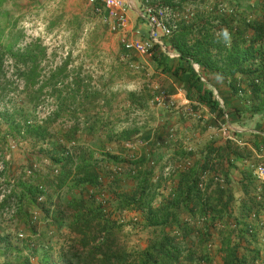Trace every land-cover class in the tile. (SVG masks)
<instances>
[{
  "label": "rangeland",
  "instance_id": "374dc122",
  "mask_svg": "<svg viewBox=\"0 0 264 264\" xmlns=\"http://www.w3.org/2000/svg\"><path fill=\"white\" fill-rule=\"evenodd\" d=\"M217 1L174 0L172 6L148 0L164 12L171 30L168 42L181 22ZM157 70L152 57L125 50L120 35L87 0H0V236L8 235L33 264H42L45 251L54 264H63L59 255L70 245L74 215L65 209L56 224L55 218L46 221V211L79 195L80 166L89 165L98 173L100 183L88 193L119 222L118 242L134 253L158 234L156 228L144 225L141 211L118 209L119 195L137 192L139 169H150L152 183L159 184L150 190L151 195L159 193L153 202L157 206L172 192L179 171L192 167L208 144L223 142L224 122L239 123V130L250 126V116L237 117L234 110L228 119L215 115L212 121L205 117L209 107L187 95L188 102L181 104L176 88L161 80ZM233 100L237 104L227 108L240 107L238 97ZM222 101L227 104L224 96ZM9 122L42 125L45 138L37 132H17ZM72 136L76 140L67 143L65 155H74V173L59 193L51 195L48 183L60 170L48 151L52 141L63 143ZM260 155L255 168L264 165V144ZM226 167V160L218 164L221 171ZM25 181L40 183L46 193L38 206L22 204L17 210L13 192ZM25 210L30 218L24 217ZM209 242L213 264H222L220 240L213 237ZM5 261L0 256V264Z\"/></svg>",
  "mask_w": 264,
  "mask_h": 264
},
{
  "label": "trees",
  "instance_id": "16d2710c",
  "mask_svg": "<svg viewBox=\"0 0 264 264\" xmlns=\"http://www.w3.org/2000/svg\"><path fill=\"white\" fill-rule=\"evenodd\" d=\"M173 1L163 0V4L174 6ZM223 29L228 30L229 40L224 39ZM167 43L180 55L170 58L155 46L151 57L161 71L180 83L187 97L213 109L219 118L224 119L226 113L230 117V110H234L237 117L245 114L250 119L256 118L255 132H249L253 136L250 142L262 152L264 0H218L213 7L207 6L203 12L195 14L192 20L181 22ZM194 63L199 65V72ZM201 75L207 83L201 81ZM215 76L228 81L230 96L238 97L244 103L242 107L228 109L230 105L224 101L221 105L211 87ZM215 89L223 100L219 88ZM10 123L17 132H37V136L45 138L46 129L42 125ZM246 133L236 131L235 135L243 141ZM75 138L67 137L63 143L57 139L51 143L48 153L52 164L59 166L60 171L53 182L41 176L50 180L51 195L59 193L74 173L75 157L69 152L65 155V150L67 143L75 142ZM252 157L251 149L234 140L208 144L192 167L176 174L172 192L165 195L157 206L153 202L159 193L151 195L150 190L154 192L159 184L152 183L150 169H139L137 192L119 195L118 209L141 211L144 225L156 228L158 234L144 249L134 253H129L118 242L119 222L96 196L88 193L90 187H98V173L88 168L89 165L80 166L77 185L82 188L79 195L70 196L54 211H46V221L55 218L56 224H60L65 209L74 215L69 225L73 236L70 245L60 251V261L63 264H213L209 241L217 237L221 243L222 264H264L259 238L263 225L261 218L264 219V182L254 173L256 164L254 167H240ZM223 160H226L227 167L221 171L218 164ZM133 164L139 166L138 162ZM233 170L241 172L243 195L240 198L234 196L231 188ZM40 186V183L29 181L20 183L13 192L17 210H22V204L38 206V200L46 193ZM28 211H24L26 218H30ZM9 238L8 235L0 236V256L6 258L3 264H33L31 257L23 255L22 249ZM52 260L47 251L43 252L42 264H54Z\"/></svg>",
  "mask_w": 264,
  "mask_h": 264
},
{
  "label": "built area",
  "instance_id": "2783aa9c",
  "mask_svg": "<svg viewBox=\"0 0 264 264\" xmlns=\"http://www.w3.org/2000/svg\"><path fill=\"white\" fill-rule=\"evenodd\" d=\"M95 13L103 16V20L114 32L120 35L122 45L127 51H134L138 54L151 57L155 46H158L170 58H178L176 52L166 41L171 30L166 24L163 10H156L148 0L141 1L139 7V18L149 25L148 37L141 38L140 30L131 28L129 11L135 7L134 0H87ZM197 72L200 67L197 63L193 64ZM201 81L207 83V79L201 75ZM214 94L223 106V101L218 92L214 89ZM229 115L226 113L225 118ZM222 128L227 133L230 130V124L224 122ZM255 175L264 181V165H258L255 168Z\"/></svg>",
  "mask_w": 264,
  "mask_h": 264
},
{
  "label": "crops",
  "instance_id": "0c3cea01",
  "mask_svg": "<svg viewBox=\"0 0 264 264\" xmlns=\"http://www.w3.org/2000/svg\"><path fill=\"white\" fill-rule=\"evenodd\" d=\"M135 1V7L133 9H131L129 11V18H130V24H131V28H135V29H140L142 30L143 32H145L144 30H147L146 33H142L140 35L141 38H147L148 36V31H149V27L142 21V19L139 18V15H138V12H139V7L141 5V0H134ZM142 23V24H141ZM154 61V60H153ZM154 65H155V69H158L157 71H154L156 72L157 74H159L161 77V80H168V81H165L167 82V84L169 85H172L176 88V90L178 91L176 93V95L178 97H180V103L181 104H186L188 102L187 100V97H186V94L185 92H180V83H178L177 81H175L172 77L168 76L167 74L163 73L161 71V68H159L158 64L156 63V61H154ZM227 83L228 81L226 79H222V78H219V77H214L211 81V84H212V88L215 89V87H218L219 90L221 91V93L226 97V100L228 102V104L230 106H235L237 103L235 100H233L230 96L231 94H229L228 92V87H227ZM183 89V87H181ZM180 89V90H179ZM241 104V105H240ZM239 105L240 107L242 106V103L239 101ZM207 110V109H206ZM208 113L205 115V117H209L211 118V120H215L217 119L215 117L216 113L213 109L209 108V110L207 111ZM217 116V115H216ZM250 121V126L249 127H245L244 129L242 130H239V123L235 122L234 124L231 122L230 124V130L229 132L227 133V131H224V130H220L221 131V136L224 137L223 138V142L226 141V140H234L235 142L241 144L242 146H247L249 149H251L253 151V157L251 159H249L245 165L243 166L244 168H248V167H254L255 164H258L259 162L258 161H261L260 158H261V155H260V152L258 150L255 149V146L250 142L252 141V138L253 136L252 135H249L250 133L249 132H255V130L253 129V126L255 125V123L257 122L256 118H253V119H250L248 120ZM235 125V126H234ZM247 132L246 134V138L242 141H239L235 135V132ZM215 134V133H214ZM217 136V135H216ZM214 135V137H216ZM220 136V138H221ZM249 136V137H247ZM218 137V136H217ZM210 138H213V136H210ZM223 142H220L219 143H223ZM209 143V142H208ZM263 156V155H262ZM242 167V168H243ZM255 168V167H254ZM255 173V171H254ZM233 175L232 176V179H233V182L231 184V188H232V191H233V194L236 198H240L242 197L243 195V192H242V187H241V184H240V178H241V172L239 170H233Z\"/></svg>",
  "mask_w": 264,
  "mask_h": 264
},
{
  "label": "clouds",
  "instance_id": "9594fccd",
  "mask_svg": "<svg viewBox=\"0 0 264 264\" xmlns=\"http://www.w3.org/2000/svg\"><path fill=\"white\" fill-rule=\"evenodd\" d=\"M222 35H223L225 40H229L230 39V34H229L227 29H223Z\"/></svg>",
  "mask_w": 264,
  "mask_h": 264
}]
</instances>
